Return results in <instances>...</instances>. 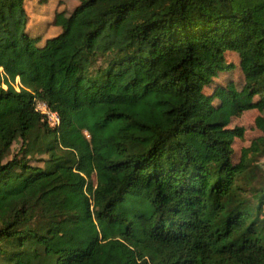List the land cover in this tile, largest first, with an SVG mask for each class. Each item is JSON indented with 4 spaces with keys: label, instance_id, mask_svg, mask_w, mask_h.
Returning a JSON list of instances; mask_svg holds the SVG:
<instances>
[{
    "label": "trees",
    "instance_id": "trees-1",
    "mask_svg": "<svg viewBox=\"0 0 264 264\" xmlns=\"http://www.w3.org/2000/svg\"><path fill=\"white\" fill-rule=\"evenodd\" d=\"M27 22L0 0V264H264V117L237 162L229 127L264 110V0H80L54 35ZM227 53L239 88L216 81Z\"/></svg>",
    "mask_w": 264,
    "mask_h": 264
},
{
    "label": "rangeland",
    "instance_id": "rangeland-1",
    "mask_svg": "<svg viewBox=\"0 0 264 264\" xmlns=\"http://www.w3.org/2000/svg\"><path fill=\"white\" fill-rule=\"evenodd\" d=\"M80 2V0H25V8L28 14L27 29L32 34L45 37L51 36L58 32V30L52 25V19L55 12L62 9L65 10L66 15H69L73 8ZM226 60L233 63L232 70L223 72L218 75L216 81L218 83L227 84L228 82L234 83L238 88L242 85V73L238 67L239 58L236 53H227ZM212 88L214 85L211 86ZM210 89H206L209 91ZM264 117L263 109H250L244 111L240 116L233 117L229 127L241 126L244 129L243 136L235 138L232 144L233 154L232 160L237 162L241 156V150L250 144L251 140L261 134V132L255 127L254 119L256 116ZM21 146V140L18 139L12 144L11 155H15L19 152ZM35 158L40 159L41 156ZM264 156L256 162L259 169L258 175L264 181ZM36 165H42L41 161H34Z\"/></svg>",
    "mask_w": 264,
    "mask_h": 264
},
{
    "label": "built area",
    "instance_id": "built-area-1",
    "mask_svg": "<svg viewBox=\"0 0 264 264\" xmlns=\"http://www.w3.org/2000/svg\"><path fill=\"white\" fill-rule=\"evenodd\" d=\"M18 84V79H16V85ZM35 109L43 115V118L46 120L49 126L56 127L60 123V118L58 114L49 109L43 101H36Z\"/></svg>",
    "mask_w": 264,
    "mask_h": 264
}]
</instances>
